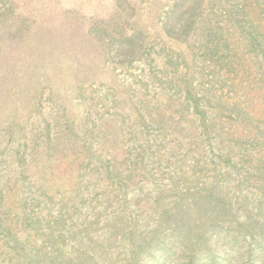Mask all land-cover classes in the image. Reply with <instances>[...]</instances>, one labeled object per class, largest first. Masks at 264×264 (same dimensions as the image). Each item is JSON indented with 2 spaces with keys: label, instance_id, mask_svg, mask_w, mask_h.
Listing matches in <instances>:
<instances>
[{
  "label": "trees",
  "instance_id": "trees-1",
  "mask_svg": "<svg viewBox=\"0 0 264 264\" xmlns=\"http://www.w3.org/2000/svg\"><path fill=\"white\" fill-rule=\"evenodd\" d=\"M239 5L233 25L230 18L212 24L209 13L202 27L195 20L181 30L172 26L174 35L204 38L184 46L190 65L197 62L194 51L204 50L202 74L221 91L211 117L193 94L189 69L184 101L167 102L159 115L117 91L116 115L125 123L172 130L175 144L166 150L154 143L151 153L139 143V134L149 143L143 132L135 131L137 144L126 150L125 128L112 122L93 131L106 149L100 153L90 152L84 129H63L74 133L48 139L44 149L17 118L8 123L9 134L0 133L10 139H0L9 152L0 165V264H264V0ZM14 77L0 75V86L12 87ZM38 99L39 93L29 101ZM182 102L193 108L192 120L175 117ZM3 108L14 114L8 102ZM212 136L225 145L213 147ZM208 150L214 162L231 166L226 177L214 169L211 183H194ZM237 154L247 164L234 163ZM218 161L215 168L225 169ZM167 170L172 186L163 187Z\"/></svg>",
  "mask_w": 264,
  "mask_h": 264
},
{
  "label": "rangeland",
  "instance_id": "rangeland-1",
  "mask_svg": "<svg viewBox=\"0 0 264 264\" xmlns=\"http://www.w3.org/2000/svg\"><path fill=\"white\" fill-rule=\"evenodd\" d=\"M246 1L0 0V75L15 76L12 87L7 82L0 86V133L8 135V127L12 126L8 123L17 118V124L23 133L27 132L28 139L36 140L45 149L48 139L74 133L63 129H84L81 135L93 144L90 152L100 153L106 149L101 147L93 131L112 122L117 129L125 128L129 140L126 150H132L137 144L134 131L143 132L149 143L140 134L139 143L149 147L151 153V146L155 144L161 151L166 150L175 144L172 130L138 120L134 121L135 125L125 123L121 115H116L119 112L116 111L117 91L121 97L130 95L143 111L148 108L159 115L167 102L184 101L189 76L186 69H189L193 94L211 117L216 113L213 106L221 91H215L208 76L202 74L204 50L194 51L197 62L190 65L189 51L187 53L184 46L186 42L199 45V40L204 38L192 40V31L187 36L183 31V36L174 35L172 26L177 25L181 30L187 21L195 20L202 27V19L208 20L209 13L212 24L221 26L230 18L233 25L239 21L236 7ZM43 91L46 94L41 98ZM37 93L38 103L32 105L29 99L33 97L35 101ZM228 96L225 95L224 100ZM6 98L10 99L5 101ZM22 100L27 107L22 108ZM4 102L9 103L14 114H6ZM183 103L178 109L173 108L175 117L192 120L193 108ZM125 107L130 108L125 104L120 110L125 112ZM18 108L20 115H17ZM196 116L200 125V115ZM22 122L25 126L20 124ZM198 128L201 133V127ZM208 141L213 147L225 145L215 136ZM5 147V144L0 147V165L1 157L9 160V152L4 154ZM14 147L12 144L10 151ZM107 151L115 152L113 148ZM206 154L199 166L201 178L194 183H211L214 169L225 172L226 177L228 165L231 166L216 159L225 169L215 168L216 160L213 161L210 150ZM238 156L234 163L239 167L247 164L246 156ZM151 164L160 168L157 163ZM168 172H163L162 183H159L163 187L172 186ZM225 177H220L219 183H228Z\"/></svg>",
  "mask_w": 264,
  "mask_h": 264
}]
</instances>
